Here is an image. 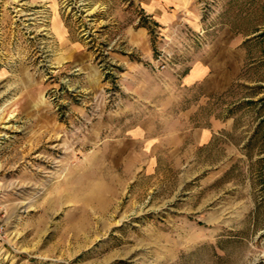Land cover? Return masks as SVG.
Instances as JSON below:
<instances>
[{
  "label": "rangeland",
  "instance_id": "374dc122",
  "mask_svg": "<svg viewBox=\"0 0 264 264\" xmlns=\"http://www.w3.org/2000/svg\"><path fill=\"white\" fill-rule=\"evenodd\" d=\"M194 8L198 25L164 27L137 0H0V264H264V0ZM130 31L146 33L155 68L220 31L244 38L236 88L209 103L248 136L223 174L180 184L173 167H114L99 152L101 126L196 94L132 103Z\"/></svg>",
  "mask_w": 264,
  "mask_h": 264
},
{
  "label": "crops",
  "instance_id": "0c3cea01",
  "mask_svg": "<svg viewBox=\"0 0 264 264\" xmlns=\"http://www.w3.org/2000/svg\"><path fill=\"white\" fill-rule=\"evenodd\" d=\"M137 1L164 27L180 24L181 20L197 23L195 0ZM125 36L139 57L135 61L129 55L120 59L125 63L121 65L122 74L135 84L128 89L132 103L160 104L161 94L172 87L196 94L189 96L183 108L154 109L131 124L124 123V127L119 121L101 126L99 134L109 141L99 152H106L105 159L114 167L124 163L152 174L173 167L180 184L196 183L198 177L207 183L214 174H223L231 153L239 152L248 136L236 137L240 129L229 107L214 109L209 103L211 98L231 92L239 82L245 57L242 35L220 31L207 48L189 56L184 53L185 62L168 64L164 69L143 63L153 56L144 31H130ZM175 81L177 86H172ZM148 89L152 95L146 92ZM187 192L192 193V189Z\"/></svg>",
  "mask_w": 264,
  "mask_h": 264
},
{
  "label": "built area",
  "instance_id": "2783aa9c",
  "mask_svg": "<svg viewBox=\"0 0 264 264\" xmlns=\"http://www.w3.org/2000/svg\"><path fill=\"white\" fill-rule=\"evenodd\" d=\"M159 61L160 62L158 63V66H157L158 68L163 69V68L167 67L168 63H166L164 59L159 60ZM1 196L2 195L0 194V201H1ZM0 211H1V202H0ZM4 233H5V226H4V223L0 219V239L3 237Z\"/></svg>",
  "mask_w": 264,
  "mask_h": 264
}]
</instances>
